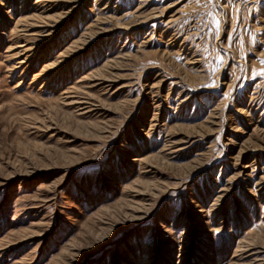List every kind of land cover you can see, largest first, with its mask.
Masks as SVG:
<instances>
[{"label":"rangeland","instance_id":"obj_1","mask_svg":"<svg viewBox=\"0 0 264 264\" xmlns=\"http://www.w3.org/2000/svg\"><path fill=\"white\" fill-rule=\"evenodd\" d=\"M0 264H264V0H0Z\"/></svg>","mask_w":264,"mask_h":264}]
</instances>
